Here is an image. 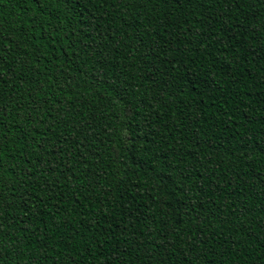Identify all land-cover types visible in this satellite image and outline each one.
<instances>
[{"label":"trees","instance_id":"1","mask_svg":"<svg viewBox=\"0 0 264 264\" xmlns=\"http://www.w3.org/2000/svg\"><path fill=\"white\" fill-rule=\"evenodd\" d=\"M0 264H264V0H0Z\"/></svg>","mask_w":264,"mask_h":264}]
</instances>
